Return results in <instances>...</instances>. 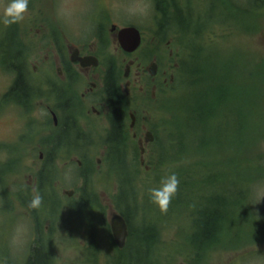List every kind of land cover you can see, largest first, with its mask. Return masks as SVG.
<instances>
[{
    "label": "rangeland",
    "instance_id": "rangeland-1",
    "mask_svg": "<svg viewBox=\"0 0 264 264\" xmlns=\"http://www.w3.org/2000/svg\"><path fill=\"white\" fill-rule=\"evenodd\" d=\"M186 1L188 2H183L190 4L195 9L191 17V22L195 27L199 19L204 16L201 9L207 4H211L212 1ZM4 3L6 0H0V8L3 7ZM199 12L201 13L199 14ZM249 15L253 27L245 29L236 27L227 29L229 26L226 25L227 23L214 25L213 19L218 22L221 21L218 14V17L215 16L214 18L207 15L204 21L206 26L204 30H210L211 26L215 28V31L210 33L212 43L211 46H208L207 53L212 52L213 55L218 54L221 57L232 55V66L236 67L235 64H238L244 76L255 69L254 64L264 63V12ZM155 18L152 0H30L29 12L25 19L16 23V39L26 51L28 67L30 68L32 58L38 53L45 52L49 45L55 41L56 36L62 39L66 35L72 40L90 38L91 33L99 34L100 31L104 30L106 21L108 24L104 32H107L109 23L112 21L117 26L135 25L142 31L145 38L135 53L138 56V61H148L150 57H155L157 61L159 60L158 63L161 68L165 67L168 70L171 68V71L175 72V84L166 87L164 90L166 92H160L156 96V100L150 98L149 95L132 99V107L138 111L139 120L145 113L148 118V122H145L148 128L153 129L156 135L157 132L160 133L161 141L164 142L165 146H168L171 142L170 140L167 141V137H164L168 131L165 127L169 124L172 115L166 110V107H170L167 101L183 93V88L178 85L179 79L177 78L179 75L176 74L178 70L175 71L174 67H179V64L190 60L191 49L185 44V39L178 36L179 34L175 36L167 33V31H162L160 35L157 34ZM27 19H32L30 20V24L33 23L31 24L32 27H39L41 32L36 33L33 30L26 33L25 30L29 28V25H27V29L25 27ZM200 23L202 24V20ZM20 26L24 29L22 36L19 35ZM7 27L0 24V34ZM102 37L105 59L109 61L118 59L119 55L114 49V44L110 39L106 44L107 38ZM168 40L170 41L169 46L166 45ZM244 67L246 68L243 69ZM5 70L0 66V98L13 77L12 74L9 76V72ZM33 78L30 76V84L38 92L42 90V96L45 95L46 97L35 98L38 94L37 92L34 93V96L32 95L30 98L32 99L30 106H28L30 111L25 115L20 109L22 112V116H20L19 109L15 105H10L2 108L0 116V135H11L10 137L13 139L14 133L18 132L23 135L26 146L23 152L14 149L11 153L0 152V211L2 214H5V211L12 212L9 219L0 216V264H25L29 256L31 242L36 235L35 220L41 229L40 236L46 242L45 247L51 254L52 264H100L99 257L103 254L106 264L108 260L113 258L115 254L110 242L101 235L99 239L101 247L97 248L98 251L94 255L95 261L93 262L89 256L90 246L85 243V224L78 225L77 219L68 217L67 207L74 206L81 194L79 196L78 193L73 199L67 201L62 190L71 188L76 190L82 185L84 186L85 183L97 194L99 208H102V216L96 214L93 216L95 228L105 224L104 213L106 215L112 208L127 211L128 219L132 222L135 232L141 231L137 230V227L153 229L156 226L154 229L157 234V241L153 245L155 248L153 256L150 258L152 262L155 260L156 264H180L182 262L189 264H264V199H262L264 197V169H257V165L248 162L255 155L264 153V82L258 83L260 91L253 92V100L250 101V98L240 104V108H243V115H248V129L247 133L241 137V144L234 140V147L228 146L229 150L227 149L226 153L224 152L225 154L223 153L224 155L219 157L221 163L219 165L228 172V177L224 176L221 182L239 180L238 177L240 180L244 177L256 178L250 193L254 203V215L247 210L248 205L247 209L244 205H241L240 208L237 206V213L241 215H239V224L234 230H238L239 238L233 241H230L229 238L214 244L211 249L205 252L204 256L202 255L199 260H196L195 253L189 248L185 239V235L188 236L193 231V222L187 211L182 210L178 214H170L172 213L171 210L164 211L158 207V212L161 214L159 216L157 211L148 210V207L152 206V201L146 196L149 195L147 190L149 187L155 186L156 183L158 184V181L156 182L158 172H154V165H150V152L154 148L153 143L147 146L146 151V163L150 169L145 171L142 166L137 167L138 171L130 169L132 173H137L134 179L137 187L135 197L131 198L125 192L119 194V183L115 177L112 178L110 175L113 173L112 167L108 168V165H103L99 172H95L84 179L82 176L83 167L78 168L76 164L64 162L65 160L59 158L53 164L58 173L55 181H58L57 178L60 181L57 186L53 184L48 199L58 202V210L60 209L61 212L55 215L49 204L44 209L46 214L40 212L38 208L32 207L35 213L33 216L31 209L23 204L25 201H30L35 194L34 189L28 184L27 175L33 174L39 167H42L38 159V147H40L41 139L49 135L45 105L46 103L52 104V96H50L48 89H51L53 84V79H48L46 84H42L41 81ZM42 86L45 90L42 89ZM39 98L41 101H38ZM238 106L237 103L236 107L239 108ZM82 128L87 129L85 126ZM136 130L141 135L144 132L139 125ZM89 131H93V137L89 138L88 142L91 145L94 141L102 142L106 135L105 126H100V123L95 121L90 122ZM51 133H53L52 130ZM135 146H137L136 140L129 141L127 144L128 149L125 152L128 153L129 159L133 158L132 151L135 150ZM79 151L80 149H77L71 155L80 157ZM90 155L99 157L95 151ZM136 157L138 158L139 155L136 154ZM192 160H199V156L188 157L182 162L184 165L162 166L158 173L160 175L159 180L161 176L169 173L170 170H174L171 169L173 166L189 169L192 165L188 164L193 162ZM203 162L204 165H200L201 167L211 169L218 167L213 165L211 158H205ZM185 163L187 164L185 165ZM128 166L132 167V165ZM4 167L9 168L11 174L2 171ZM219 175L217 174L218 178ZM229 195L227 194V198L230 200H234L236 197V195ZM143 199L144 203L141 204ZM122 201L126 205H122ZM239 209H242L241 212ZM168 214L169 216H167ZM135 245L136 243L131 241L130 248L135 247Z\"/></svg>",
    "mask_w": 264,
    "mask_h": 264
},
{
    "label": "trees",
    "instance_id": "trees-1",
    "mask_svg": "<svg viewBox=\"0 0 264 264\" xmlns=\"http://www.w3.org/2000/svg\"><path fill=\"white\" fill-rule=\"evenodd\" d=\"M152 1L156 16V33L160 35L162 31H167L169 34L182 36L185 39V44L191 49V58L189 61L179 64L177 68L178 85L183 88V93L167 101L170 107H166V110L172 116L169 124L165 127L168 131H166L167 134L164 137H167V141L170 140L171 144L165 146L164 142L161 141L160 133L157 132L156 135L151 129L155 139L153 142L154 148L150 152V165H154V172L159 173L162 166L184 165L182 162L188 157L199 156V160H192L193 162L188 164L192 165L189 169L173 166L171 169L174 170H168L169 172L175 171L178 173L180 184L169 206L164 209V211L171 210L172 213L170 214H178L182 210L187 211L193 222V234L185 235V239L189 248L195 253V259L199 260L214 244L229 238L230 241L239 238L238 230H234L239 224V215H241L237 213V206L240 208L241 205H244L247 209L248 205L247 210L254 215V203L250 193L256 178L244 177L240 180V177H238L239 180L221 182L224 176L228 177V172L224 170L223 166L219 165V157L224 152L226 153L228 146L232 145L234 147V140L241 144V137L247 133L248 129V115H243V108H240V104L250 98V101L253 100V92L260 91L258 83L260 81L264 82V63L254 64L255 69L244 76L238 64H235L236 67L232 66V55L221 57L218 54L213 55L212 52L207 53L208 46H211L212 43L210 33H213L215 28L211 26L210 30H204L206 28L204 21L207 15L214 18L218 14L221 21L218 22L213 19L214 25L227 23L226 25H229L227 29L253 27L249 14L264 12V0H211V4L209 3L201 9L204 16L199 19L195 27L191 22L195 9L190 4L185 3L188 1ZM201 20L202 24L200 23ZM16 29L17 24H12L0 34V66L4 70L6 69L5 71L11 70L12 73L17 75L11 90L8 92L11 93L9 98L22 102L26 113H29L28 106L32 101L30 99L32 95L37 92L38 95L35 98H38L42 94L41 91L38 92L30 84V72L28 67L27 69L24 67V58L21 55L24 48L20 46V42L16 39ZM106 93L110 106V129L102 140V145L105 146L103 165H108V168L112 167L113 173L110 175L112 178L115 177L119 183V194L125 192L132 198L137 195L136 180H134L137 173L134 174L131 170L138 171L139 161L136 157L138 153L136 149L133 150V158L129 159L128 153L125 152L130 141L126 109L121 110L118 104V95L113 88V81L109 78L106 82ZM237 103L239 108L236 107ZM249 122H251L250 119ZM61 124L63 132L54 133L53 129L55 128L48 120V130H52L53 133L52 135L49 133V135L42 138L40 143V149H43L44 157L41 161L42 167H39L36 171L35 178L36 193L39 192L42 196V202L38 209L43 214H46L44 209L49 204L55 215L61 212L60 209L58 210V202L48 199V195H51L49 191L53 188V182L58 174L53 162L59 158L62 160L68 159L72 154L69 150H72V148L74 150L80 149L82 171L84 170L83 178L86 179L85 177L98 172L93 157L90 155L91 153L88 150L86 151L87 146L91 145L88 143L89 137L80 135V129L73 120L62 121ZM205 158H211L213 165L218 167L213 169L201 167L200 165H204ZM248 162L257 165V169H264V153L255 155ZM128 165H132V167ZM4 169L7 168L4 167L2 171ZM158 173L156 174L158 176L156 182L159 183L160 175ZM217 174H220L219 178ZM77 193H79V196L81 194V197L77 202L75 201L76 203L73 202L75 203L74 206L67 207L68 217L77 219L76 223L78 225L85 224L89 235V231L93 229L95 224L93 216L95 214L101 215L102 208H99L97 194L86 183L76 189ZM227 194H230L229 196L236 195V197L234 200H230L227 198ZM146 196L149 199V195ZM189 197L191 200L188 199ZM143 203L144 199L141 204ZM23 204L31 209L30 211L34 216L35 213L33 208L29 206V201H25ZM122 205H126V203L122 201ZM150 209L159 211L154 203L148 207V210ZM174 210L176 211L173 212ZM239 210L241 212L242 209ZM84 211L86 212L84 213ZM117 211L124 216L128 223V240L121 250H116L115 245L110 243L111 248H114L112 251L115 256L108 260L106 264H156L155 260L152 262L150 259L155 248L153 245L157 241V234L154 229L156 226L153 229H150V227H137V230L141 231L135 232L132 222L128 219L127 211ZM34 229L36 235L31 242L29 256L25 264H52L51 254L45 247L46 242L40 236L41 229L36 220ZM131 241L136 243L135 247L130 248ZM97 248L96 243L90 240L89 256L93 262L95 261L94 255L98 251ZM129 249L130 251H128Z\"/></svg>",
    "mask_w": 264,
    "mask_h": 264
},
{
    "label": "flooded vegetation",
    "instance_id": "flooded-vegetation-1",
    "mask_svg": "<svg viewBox=\"0 0 264 264\" xmlns=\"http://www.w3.org/2000/svg\"><path fill=\"white\" fill-rule=\"evenodd\" d=\"M30 20L32 19L26 20V29L27 25H29L28 30H25L26 33L33 30L36 33H40L41 30L39 27L36 26L33 28L31 25L33 23L30 24ZM107 24L108 21H106L105 27ZM127 26L132 25L126 24L125 26H117L116 23L112 21L109 23L107 32H104V27V30L102 32L100 31L99 34L91 33L90 38L86 37L78 40H72L66 35L63 36L62 39L58 36H54L55 41L49 45L45 52H42L41 54L38 53L32 58L30 61V68L28 67L29 63L27 62L26 51H24L21 55L24 58V67L26 69L28 67L30 76L34 77L33 79L41 81L42 84H46L48 79H53L52 88L48 89L50 96H52V104L46 103L45 106L48 120L51 121L52 127L55 128L53 129L54 133L63 132V126L61 124L62 121L65 122L73 120L77 123V127H79L81 132L80 135L82 136L89 138L93 137V131H89L91 121L100 123V126H105L107 135L110 129V106L106 93V82L108 78L111 79L113 81V88L118 95V104L121 107V110H124V108L126 109L128 125L131 114L135 116L133 127L135 130H132L131 132V129L128 128V133H130L129 138L131 137L133 140H136L138 147H143V163H141L140 157L139 164L143 165V168L147 171L149 166H147L144 156L146 155L147 146L153 142L154 136L146 125L147 117L145 113H143L141 119L139 120V117L137 116L138 111L132 107V99L134 97H147V95H149L150 98H154V100H156V96L160 92H166L164 91L166 90L165 88L171 86L174 74L173 71H171V68L169 70L165 69V67L161 68L154 56V58L150 57L148 61H138V56H136L135 53L139 50L145 40L141 30H139L141 34V43L135 51L128 53L121 48L119 44L120 37L118 31ZM19 30H21L19 35L22 36L24 29L20 26ZM102 36L107 38V41L105 40L106 44L109 39L114 44V49H116V53L118 52L119 55L118 59L110 61L105 59L103 55L104 42ZM80 60H82L83 63ZM152 66H154L155 69L154 75L150 74ZM7 71L9 72V76L12 74L13 77L8 86L5 88V91L2 94L3 96L0 98V116L2 108L10 105H15V107L19 109L20 116H22V112L23 115H25L26 112L22 106V102L9 98L11 93L9 94L8 92L11 90L17 75L12 73L11 70ZM42 89H44L43 86ZM41 97L46 96L44 95ZM40 99L41 98H39L38 101H41ZM138 125L144 132L147 130L151 132L152 141L146 142L145 133L143 132L141 135L137 132L136 129ZM82 126L87 127V129H83ZM49 133L52 135L51 130H49ZM14 134L15 136L13 139L10 137L11 135H0V152L11 153L13 149L23 152V150L26 149V146L24 145L25 141L22 137L23 135L18 132ZM146 136L150 137L149 134H146ZM87 150L89 152L95 151L102 157L105 153V146L104 144L102 145V142L100 141H94L92 145L87 146L86 151ZM69 151L73 153L75 150L72 148V150ZM43 153V149L38 147V154L40 155L41 161L44 157ZM101 157L97 158L95 161L96 169H100L102 167L103 157ZM70 158L71 157L68 159ZM78 166L82 167V161H78ZM4 171L11 174V171L8 168ZM27 177L29 182L28 184H30L31 188L35 190V176L33 177V174H28ZM53 184L54 186H57L58 181L53 182ZM63 191L65 190L63 189L62 192ZM74 195L75 194L72 193L71 196ZM1 212L2 211H0V216L2 215L7 219L11 217V211H5V214H2ZM111 214H113L111 211L106 213V215L104 213V218H106L104 221L105 224L99 225L96 228L93 227V229L89 231V235L86 227H84L85 243L88 246H90V240H93L98 247H101L99 242L101 235L106 237L110 243L115 245L109 227V218ZM128 235L125 245L127 244ZM117 249L121 250L116 247V250Z\"/></svg>",
    "mask_w": 264,
    "mask_h": 264
},
{
    "label": "clouds",
    "instance_id": "clouds-1",
    "mask_svg": "<svg viewBox=\"0 0 264 264\" xmlns=\"http://www.w3.org/2000/svg\"><path fill=\"white\" fill-rule=\"evenodd\" d=\"M29 3L30 0H6V3L0 8V24L9 26L23 21L29 12ZM179 184L180 177L175 171L161 176L159 183L147 190L150 200L160 209H167L178 191ZM41 202L42 196L37 192L30 199L29 206L38 208Z\"/></svg>",
    "mask_w": 264,
    "mask_h": 264
},
{
    "label": "water",
    "instance_id": "water-1",
    "mask_svg": "<svg viewBox=\"0 0 264 264\" xmlns=\"http://www.w3.org/2000/svg\"><path fill=\"white\" fill-rule=\"evenodd\" d=\"M119 42L125 51H133L137 48L140 42L139 32L134 27L123 28L119 31ZM82 63L83 61L80 60ZM151 74L155 73L154 66H152ZM133 124V121L131 125ZM150 134L147 132V135ZM147 139V138H146ZM70 194V192H67ZM111 231L115 240V243L122 247L125 243V237L127 235V226L120 214H113L110 220Z\"/></svg>",
    "mask_w": 264,
    "mask_h": 264
}]
</instances>
